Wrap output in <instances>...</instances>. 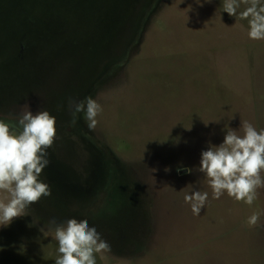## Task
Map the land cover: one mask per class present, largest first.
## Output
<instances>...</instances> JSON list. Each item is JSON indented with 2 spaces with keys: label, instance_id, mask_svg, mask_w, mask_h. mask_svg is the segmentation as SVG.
Masks as SVG:
<instances>
[{
  "label": "rangeland",
  "instance_id": "1",
  "mask_svg": "<svg viewBox=\"0 0 264 264\" xmlns=\"http://www.w3.org/2000/svg\"><path fill=\"white\" fill-rule=\"evenodd\" d=\"M248 31L223 0H0V119L56 117L52 194L0 226V264H55L49 221L70 218L110 244L96 264H264V188L252 206L213 199L198 171L228 128H264V40ZM87 96L95 130L68 108ZM199 190L197 216L184 195Z\"/></svg>",
  "mask_w": 264,
  "mask_h": 264
},
{
  "label": "clouds",
  "instance_id": "2",
  "mask_svg": "<svg viewBox=\"0 0 264 264\" xmlns=\"http://www.w3.org/2000/svg\"><path fill=\"white\" fill-rule=\"evenodd\" d=\"M241 4L245 7L238 13ZM223 10L248 21L250 39L264 40L261 0H223ZM68 108L73 116L72 124L82 113L89 130H95L96 118L103 110L92 96L82 100L70 98ZM55 124L56 117L49 111L33 113L28 104L22 106L16 123L0 119V190L8 193L7 202H0V226H8L14 218L25 215L30 205L51 196L50 185L40 177L50 163L47 150L56 138ZM198 171L206 177L213 199H219L226 192L236 201L252 206L258 189L264 188V128L257 130L246 120L241 121L238 131L228 128L219 146L210 145L202 151ZM207 200L206 191L184 195V202L197 216ZM260 215L253 212L248 225H257ZM49 229L58 242L55 264H96V253L111 251L110 244L87 219L70 218L59 225L53 219L49 221Z\"/></svg>",
  "mask_w": 264,
  "mask_h": 264
},
{
  "label": "flooded vegetation",
  "instance_id": "3",
  "mask_svg": "<svg viewBox=\"0 0 264 264\" xmlns=\"http://www.w3.org/2000/svg\"><path fill=\"white\" fill-rule=\"evenodd\" d=\"M23 49H24V46H23V45H21V49H20V51H23Z\"/></svg>",
  "mask_w": 264,
  "mask_h": 264
}]
</instances>
